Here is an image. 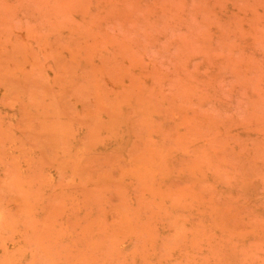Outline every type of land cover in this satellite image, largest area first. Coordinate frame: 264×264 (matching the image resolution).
<instances>
[{"label": "rangeland", "instance_id": "1", "mask_svg": "<svg viewBox=\"0 0 264 264\" xmlns=\"http://www.w3.org/2000/svg\"><path fill=\"white\" fill-rule=\"evenodd\" d=\"M0 264H264V0H0Z\"/></svg>", "mask_w": 264, "mask_h": 264}]
</instances>
